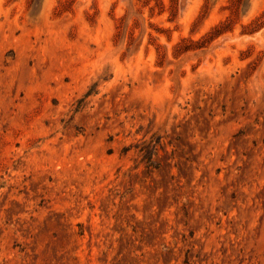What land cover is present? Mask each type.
<instances>
[{"label": "rangeland", "instance_id": "374dc122", "mask_svg": "<svg viewBox=\"0 0 264 264\" xmlns=\"http://www.w3.org/2000/svg\"><path fill=\"white\" fill-rule=\"evenodd\" d=\"M0 264H264V0H0Z\"/></svg>", "mask_w": 264, "mask_h": 264}]
</instances>
